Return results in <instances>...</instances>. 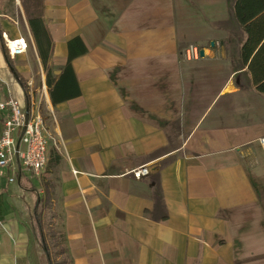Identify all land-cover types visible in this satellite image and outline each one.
Listing matches in <instances>:
<instances>
[{
  "label": "crops",
  "instance_id": "obj_1",
  "mask_svg": "<svg viewBox=\"0 0 264 264\" xmlns=\"http://www.w3.org/2000/svg\"><path fill=\"white\" fill-rule=\"evenodd\" d=\"M19 12L22 32L1 20L0 27L31 47L29 56L11 60L24 87L0 37V100L25 105L21 74L34 60L52 142L39 176L0 168V264H46L31 219L32 189L42 193L51 181L72 264H239L264 256V155L257 143L264 95L239 57L207 50L184 60L179 52L198 32L178 25L177 9L164 28L118 34L90 0H41L36 15L51 40L44 69L22 4ZM74 37L80 42L71 46V72L57 83ZM50 90L61 101L53 105ZM168 144L178 147L160 152ZM250 153L258 165L247 168ZM141 167L150 173L135 179L132 171Z\"/></svg>",
  "mask_w": 264,
  "mask_h": 264
},
{
  "label": "rangeland",
  "instance_id": "obj_2",
  "mask_svg": "<svg viewBox=\"0 0 264 264\" xmlns=\"http://www.w3.org/2000/svg\"><path fill=\"white\" fill-rule=\"evenodd\" d=\"M1 1L0 14L3 15L0 17L1 22L9 25L10 28H14L17 31L19 29L22 32L24 24L19 12L21 4L25 10L29 8L30 12L36 13L41 0ZM90 2L93 13L106 21L110 30L118 34L130 30L153 31L158 28H164L172 23L170 13H174L177 9L178 13L182 12L183 14L181 17H176L178 25L181 28L186 25L185 29L191 30V32H198L195 33L197 38L187 46L193 45L202 48L205 55L209 53L207 50H212L213 52L210 55L221 56L223 52L222 55L225 58L235 59L238 57V50L243 41V33L231 17L228 0H90ZM221 18L223 20L219 21ZM218 31H223L224 36L219 35ZM200 39L201 41H198ZM211 43L219 44V53L216 52L215 48L213 50ZM183 50L179 52L181 57H183ZM30 52L31 47L28 45L26 55L29 56ZM28 61L26 68L28 73L21 75L26 84L31 82L33 99L44 120V131L49 146L52 142L49 134L52 119L45 101L44 89L40 83L41 71L34 60ZM177 147L176 144H168L160 152L169 151ZM232 163L233 161L229 162V164ZM54 187L55 183L51 181L49 189L52 190L53 199ZM53 208L57 215L61 214L58 207H54V203ZM59 222L60 219L58 218L56 222L57 230L59 229ZM247 259L242 257V262L238 261L236 263L264 264V256L256 257L251 262H244Z\"/></svg>",
  "mask_w": 264,
  "mask_h": 264
},
{
  "label": "trees",
  "instance_id": "obj_3",
  "mask_svg": "<svg viewBox=\"0 0 264 264\" xmlns=\"http://www.w3.org/2000/svg\"><path fill=\"white\" fill-rule=\"evenodd\" d=\"M228 5L232 19L243 33V41L238 50L241 69L246 68L245 71L250 75L255 91L264 95V0H228ZM25 11L28 14V24L34 37L41 64L45 69L51 51V40L41 17L36 15L37 12H30L29 8ZM2 33L0 27V36ZM76 42H80L78 37L68 41L70 48L68 61L57 83L62 80L65 74L71 72L70 61L75 57V54L71 52V46ZM82 48L81 53H85L86 48L84 46ZM6 60L24 87L23 79L15 72L11 59L7 55ZM46 85L49 89L51 80L48 76L46 77ZM23 89L25 90V88ZM49 97L53 105L61 101V99L55 98L54 90L49 91ZM49 157L55 162L59 160L58 152L54 146L49 149ZM42 185V193L41 190L32 189V192H35L36 201L31 211V219L38 232L39 245L46 264H72L66 245L61 214L57 215L53 208L52 190L49 189L48 182ZM58 218L60 222L57 230Z\"/></svg>",
  "mask_w": 264,
  "mask_h": 264
},
{
  "label": "built area",
  "instance_id": "obj_4",
  "mask_svg": "<svg viewBox=\"0 0 264 264\" xmlns=\"http://www.w3.org/2000/svg\"><path fill=\"white\" fill-rule=\"evenodd\" d=\"M1 40L9 59L14 60L27 50L24 38H10L6 33L1 34ZM219 53V44L211 46ZM204 49L193 45L183 50V58L186 61H196L201 58ZM25 105L13 98L0 100V120L2 130L0 134V168L9 169L13 176L15 172L27 171L32 176H39L46 166L48 141L44 131V120L39 112L38 106L33 99L31 82L23 89ZM258 146L264 155V136L257 139ZM245 166L252 168L258 165L254 155L246 154ZM147 167H141L132 171L135 179L148 176ZM14 177L9 182L14 181Z\"/></svg>",
  "mask_w": 264,
  "mask_h": 264
},
{
  "label": "water",
  "instance_id": "obj_5",
  "mask_svg": "<svg viewBox=\"0 0 264 264\" xmlns=\"http://www.w3.org/2000/svg\"><path fill=\"white\" fill-rule=\"evenodd\" d=\"M211 46H213V43L210 44ZM203 56V53L201 52V57Z\"/></svg>",
  "mask_w": 264,
  "mask_h": 264
},
{
  "label": "bare ground",
  "instance_id": "obj_6",
  "mask_svg": "<svg viewBox=\"0 0 264 264\" xmlns=\"http://www.w3.org/2000/svg\"><path fill=\"white\" fill-rule=\"evenodd\" d=\"M18 38V37H17ZM45 88V87H44Z\"/></svg>",
  "mask_w": 264,
  "mask_h": 264
}]
</instances>
